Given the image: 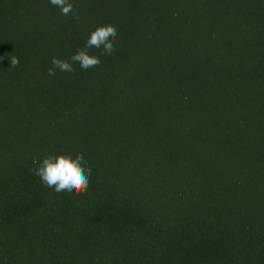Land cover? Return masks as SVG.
Wrapping results in <instances>:
<instances>
[{
  "label": "trees",
  "instance_id": "16d2710c",
  "mask_svg": "<svg viewBox=\"0 0 264 264\" xmlns=\"http://www.w3.org/2000/svg\"><path fill=\"white\" fill-rule=\"evenodd\" d=\"M71 2L0 0V264H264V0ZM53 153L86 193L31 171Z\"/></svg>",
  "mask_w": 264,
  "mask_h": 264
},
{
  "label": "clouds",
  "instance_id": "9594fccd",
  "mask_svg": "<svg viewBox=\"0 0 264 264\" xmlns=\"http://www.w3.org/2000/svg\"><path fill=\"white\" fill-rule=\"evenodd\" d=\"M50 3L61 10L62 15L72 14L74 19H79L74 12L71 0H50ZM117 29L114 25H101L91 32L84 47L77 49L70 59L53 57L48 69V75L54 76L56 70L61 72H74V64L86 73L96 69L100 64V56H110L115 52ZM89 49L97 54H90ZM2 59V58H0ZM12 68L19 66V58L10 56ZM37 167L31 171L40 178L42 184L60 197L67 195L75 198L87 192L92 174L91 167L87 164L82 153L73 157L70 153H53L46 155L41 161H35Z\"/></svg>",
  "mask_w": 264,
  "mask_h": 264
}]
</instances>
